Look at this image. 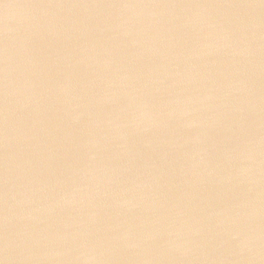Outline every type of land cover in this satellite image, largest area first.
Wrapping results in <instances>:
<instances>
[{
  "label": "water",
  "instance_id": "water-1",
  "mask_svg": "<svg viewBox=\"0 0 264 264\" xmlns=\"http://www.w3.org/2000/svg\"><path fill=\"white\" fill-rule=\"evenodd\" d=\"M2 264H264V0H0Z\"/></svg>",
  "mask_w": 264,
  "mask_h": 264
},
{
  "label": "snow or ice",
  "instance_id": "snow-or-ice-1",
  "mask_svg": "<svg viewBox=\"0 0 264 264\" xmlns=\"http://www.w3.org/2000/svg\"><path fill=\"white\" fill-rule=\"evenodd\" d=\"M0 264H2V262H0Z\"/></svg>",
  "mask_w": 264,
  "mask_h": 264
}]
</instances>
